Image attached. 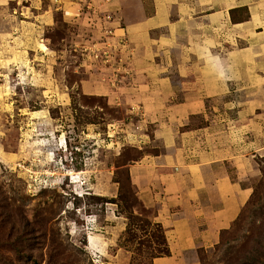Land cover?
I'll use <instances>...</instances> for the list:
<instances>
[{"label": "rangeland", "instance_id": "1", "mask_svg": "<svg viewBox=\"0 0 264 264\" xmlns=\"http://www.w3.org/2000/svg\"><path fill=\"white\" fill-rule=\"evenodd\" d=\"M101 2L41 0L38 18L0 0V264H151L167 248L128 177L142 151L137 117L107 93L128 75L100 46L124 40L131 68V43ZM232 89L203 98L206 118L188 125L210 123L242 145L238 110L249 102ZM250 157L240 165L246 203L197 264H264V157Z\"/></svg>", "mask_w": 264, "mask_h": 264}, {"label": "crops", "instance_id": "2", "mask_svg": "<svg viewBox=\"0 0 264 264\" xmlns=\"http://www.w3.org/2000/svg\"><path fill=\"white\" fill-rule=\"evenodd\" d=\"M40 1L14 0L38 18L48 11H38ZM103 1L110 26L131 43L127 83L107 93L137 117L142 151L127 162L128 177L168 250L151 264H197L246 203L240 165L264 157V0ZM231 88L249 102L238 110L242 145L210 123L188 125L191 115L206 118L203 98Z\"/></svg>", "mask_w": 264, "mask_h": 264}, {"label": "built area", "instance_id": "3", "mask_svg": "<svg viewBox=\"0 0 264 264\" xmlns=\"http://www.w3.org/2000/svg\"><path fill=\"white\" fill-rule=\"evenodd\" d=\"M108 33V31H105ZM106 41V44H103L100 46V51L105 54L104 59H106L107 61L109 60L108 56L111 55L110 51L114 50L117 51L115 52L118 55L117 58V66H121V70L124 74L129 75L131 72V68L129 66V52H130V47H128V44L126 42H123L121 40H117L114 38H111L109 35L108 37H104ZM109 39V40H108ZM99 49V48H98ZM109 52V54H108ZM121 55H123V57H121ZM124 55H126L124 57ZM103 59V60H104ZM129 67V68H128Z\"/></svg>", "mask_w": 264, "mask_h": 264}, {"label": "bare ground", "instance_id": "4", "mask_svg": "<svg viewBox=\"0 0 264 264\" xmlns=\"http://www.w3.org/2000/svg\"><path fill=\"white\" fill-rule=\"evenodd\" d=\"M38 46L41 50H44L45 49V45L41 42L38 43ZM73 174V173H72Z\"/></svg>", "mask_w": 264, "mask_h": 264}, {"label": "trees", "instance_id": "5", "mask_svg": "<svg viewBox=\"0 0 264 264\" xmlns=\"http://www.w3.org/2000/svg\"><path fill=\"white\" fill-rule=\"evenodd\" d=\"M166 253H168L167 248H166L165 251H164L163 253H161V254H166ZM159 255H160V254H159Z\"/></svg>", "mask_w": 264, "mask_h": 264}]
</instances>
